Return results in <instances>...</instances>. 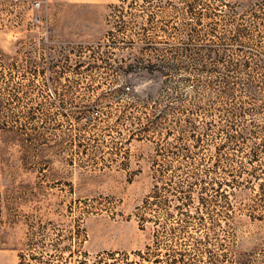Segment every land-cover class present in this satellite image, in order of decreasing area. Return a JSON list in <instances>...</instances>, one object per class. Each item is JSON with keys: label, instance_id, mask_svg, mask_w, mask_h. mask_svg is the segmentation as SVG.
Segmentation results:
<instances>
[{"label": "rangeland", "instance_id": "obj_1", "mask_svg": "<svg viewBox=\"0 0 264 264\" xmlns=\"http://www.w3.org/2000/svg\"><path fill=\"white\" fill-rule=\"evenodd\" d=\"M20 261L264 264V0H0Z\"/></svg>", "mask_w": 264, "mask_h": 264}, {"label": "built area", "instance_id": "obj_2", "mask_svg": "<svg viewBox=\"0 0 264 264\" xmlns=\"http://www.w3.org/2000/svg\"><path fill=\"white\" fill-rule=\"evenodd\" d=\"M33 6L37 7L38 6V2H33Z\"/></svg>", "mask_w": 264, "mask_h": 264}, {"label": "trees", "instance_id": "obj_3", "mask_svg": "<svg viewBox=\"0 0 264 264\" xmlns=\"http://www.w3.org/2000/svg\"><path fill=\"white\" fill-rule=\"evenodd\" d=\"M135 255H137V256H140V254H139V253H137V254H135ZM140 257H141V256H140ZM20 259H22V258H21V256H20ZM19 264H21V261H20V263H19Z\"/></svg>", "mask_w": 264, "mask_h": 264}]
</instances>
